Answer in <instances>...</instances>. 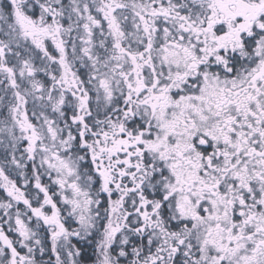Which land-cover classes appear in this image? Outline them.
I'll return each mask as SVG.
<instances>
[{
	"label": "snow or ice",
	"instance_id": "1",
	"mask_svg": "<svg viewBox=\"0 0 264 264\" xmlns=\"http://www.w3.org/2000/svg\"><path fill=\"white\" fill-rule=\"evenodd\" d=\"M0 264H264V0H0Z\"/></svg>",
	"mask_w": 264,
	"mask_h": 264
}]
</instances>
